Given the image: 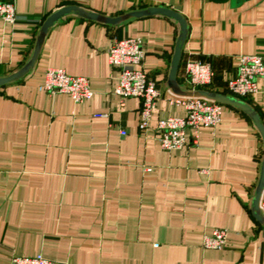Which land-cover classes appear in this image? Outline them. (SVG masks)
Returning a JSON list of instances; mask_svg holds the SVG:
<instances>
[{"label":"crops","instance_id":"obj_1","mask_svg":"<svg viewBox=\"0 0 264 264\" xmlns=\"http://www.w3.org/2000/svg\"><path fill=\"white\" fill-rule=\"evenodd\" d=\"M8 2L17 20L0 19V78L30 60L41 25L66 6L108 18L150 7L179 13L188 28L182 91H192L186 62L208 64L207 90L222 93L239 56L264 58V0H0ZM178 35L160 15L109 25L69 13L48 29L33 68L0 86V264L36 255L52 264H264V225L251 212L264 143L251 119L222 105L220 123L201 128L196 145L189 132L178 150L157 141L159 119L184 116L168 85ZM124 38L140 40L142 69L160 95L144 132L141 100L113 94L119 70L107 50ZM48 68L86 77L93 96L76 104L39 90ZM256 83L246 100L264 126V78ZM218 229L224 248H203Z\"/></svg>","mask_w":264,"mask_h":264},{"label":"built area","instance_id":"obj_2","mask_svg":"<svg viewBox=\"0 0 264 264\" xmlns=\"http://www.w3.org/2000/svg\"><path fill=\"white\" fill-rule=\"evenodd\" d=\"M257 1V0H256ZM0 19L8 24L17 20L13 2L0 3ZM110 66L119 70L118 85L113 94L120 98H138L141 108L138 129L147 130L160 95L155 82L144 72L142 63L144 52L138 38L115 40L107 50ZM185 82L191 90H207L212 85L213 72L208 64L186 62L184 65ZM264 78V58L260 55H241L237 59L235 76L226 83L227 90L233 97L248 99L257 91V79ZM39 90L50 95L66 94L74 103L89 100L93 93L89 80L83 76L68 75L64 70L48 68L45 70L43 83ZM172 103L182 107L183 117H168L156 122L157 141L163 151H173L187 145L186 133L192 145L197 144L201 128L215 129L221 121L222 105L199 97L174 98ZM98 117H104L100 114ZM125 131H120L125 136ZM259 211L264 217V189L259 199ZM226 243V231L214 230L202 240L205 249L221 250ZM10 264H52L41 255L13 256Z\"/></svg>","mask_w":264,"mask_h":264},{"label":"water","instance_id":"obj_3","mask_svg":"<svg viewBox=\"0 0 264 264\" xmlns=\"http://www.w3.org/2000/svg\"><path fill=\"white\" fill-rule=\"evenodd\" d=\"M69 13H74L80 17H83L88 20L98 21L109 25H118L125 20L132 19V18H142L146 16H154V15H160L164 16L166 18L174 20L179 25V35L175 43L174 47V53L171 60L170 65V72L168 77V85L173 89V91L181 96L184 97H199L204 98L210 101H213L215 103L221 104V105H227L230 107H233L235 109L240 110L245 115H247L253 124L255 125L256 129L258 130L263 143H264V126L260 122V117L258 113L246 102L219 92H212L208 90H192V91H182L180 90L177 81H176V75L180 63L181 58V49L182 46L186 40L187 37V24L185 19L176 11L167 9V8H161V7H150L146 8L144 10L139 11H133L129 12L127 14H124L122 16H118L116 18H108L101 16L99 14H96L94 12H87L77 6H66L63 7L54 13H52L50 16L46 18V20L41 25V28L39 30V34L36 40V44L32 53V56L30 60L17 72L4 77L0 78V86H3L7 83L13 82L18 80L19 78L23 77L30 69L33 68L36 59L40 52V47L43 41L44 36L46 35L48 29L53 26L54 23H56L58 20H60L62 17ZM264 189V158L262 161V166L260 170V176L259 180L254 192V197L251 202V212L254 219L264 225V217L261 215L259 211V199L261 196V193Z\"/></svg>","mask_w":264,"mask_h":264},{"label":"trees","instance_id":"obj_4","mask_svg":"<svg viewBox=\"0 0 264 264\" xmlns=\"http://www.w3.org/2000/svg\"><path fill=\"white\" fill-rule=\"evenodd\" d=\"M226 87V86H225ZM223 94H226V95H232L228 90H227V88H225V90L222 92ZM236 98H238V97H236ZM238 99H240V100H242V101H244V102H246V103H248V104H250V101H248V100H246V99H244V98H238Z\"/></svg>","mask_w":264,"mask_h":264}]
</instances>
